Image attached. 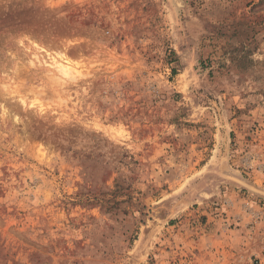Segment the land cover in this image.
Instances as JSON below:
<instances>
[{
	"label": "rangeland",
	"instance_id": "obj_1",
	"mask_svg": "<svg viewBox=\"0 0 264 264\" xmlns=\"http://www.w3.org/2000/svg\"><path fill=\"white\" fill-rule=\"evenodd\" d=\"M0 264H264V0H0Z\"/></svg>",
	"mask_w": 264,
	"mask_h": 264
},
{
	"label": "bare ground",
	"instance_id": "obj_2",
	"mask_svg": "<svg viewBox=\"0 0 264 264\" xmlns=\"http://www.w3.org/2000/svg\"><path fill=\"white\" fill-rule=\"evenodd\" d=\"M57 67L59 68V71L60 72L62 71V73L69 72L68 67H67V64H62V63L58 62Z\"/></svg>",
	"mask_w": 264,
	"mask_h": 264
}]
</instances>
